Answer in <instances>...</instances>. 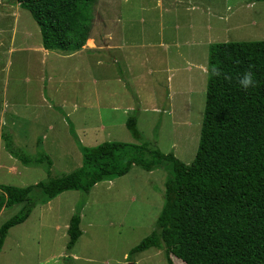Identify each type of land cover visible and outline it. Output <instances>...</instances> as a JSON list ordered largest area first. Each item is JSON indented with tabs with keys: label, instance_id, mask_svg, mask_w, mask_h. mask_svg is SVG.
I'll return each mask as SVG.
<instances>
[{
	"label": "rangeland",
	"instance_id": "obj_1",
	"mask_svg": "<svg viewBox=\"0 0 264 264\" xmlns=\"http://www.w3.org/2000/svg\"><path fill=\"white\" fill-rule=\"evenodd\" d=\"M92 17L81 49L43 50L30 12L16 0H0V184L22 187L49 177L43 165L11 155L4 132L29 156L37 155L41 138L56 177L82 164L69 122L86 146L137 143L125 125L133 114L144 140L190 163L209 45L264 39V0H97ZM167 175L161 166L134 165L88 192L66 190L36 204L8 230L0 264H168L155 247L128 257L155 227ZM22 205L2 208L0 225ZM77 210L82 233L68 249L67 225Z\"/></svg>",
	"mask_w": 264,
	"mask_h": 264
},
{
	"label": "trees",
	"instance_id": "obj_2",
	"mask_svg": "<svg viewBox=\"0 0 264 264\" xmlns=\"http://www.w3.org/2000/svg\"><path fill=\"white\" fill-rule=\"evenodd\" d=\"M16 1L39 25L45 49L77 51L90 37L97 0ZM212 67L231 79L211 74ZM249 68L258 83L243 90L236 81ZM68 125L82 164L56 177L50 176L52 160L41 138L36 141L37 155L29 156L3 133L12 156L24 165H43L49 177L22 187L0 184V211L23 204L0 225V250L10 227L26 220L36 204L66 190L88 192L134 165L147 171L161 166L168 175L155 227L131 247L128 257L155 247L164 251L168 264H174L173 256L184 264H264V39L209 45L200 136L190 163L144 140L135 114L125 125L137 143L105 140L86 146L73 124ZM80 220L77 210L67 227L68 249L82 233Z\"/></svg>",
	"mask_w": 264,
	"mask_h": 264
},
{
	"label": "clouds",
	"instance_id": "obj_3",
	"mask_svg": "<svg viewBox=\"0 0 264 264\" xmlns=\"http://www.w3.org/2000/svg\"><path fill=\"white\" fill-rule=\"evenodd\" d=\"M211 74L220 76L222 73V70L219 67H212L209 69ZM225 79H231V76L228 74H223ZM237 84L239 87L243 90H249L251 88H255L257 86V79L255 78L254 72L251 70V68L243 71L237 78Z\"/></svg>",
	"mask_w": 264,
	"mask_h": 264
},
{
	"label": "crops",
	"instance_id": "obj_4",
	"mask_svg": "<svg viewBox=\"0 0 264 264\" xmlns=\"http://www.w3.org/2000/svg\"><path fill=\"white\" fill-rule=\"evenodd\" d=\"M43 50H46V49H43ZM47 52V51H46ZM190 64H192V63H190ZM198 65V63L197 64H195V66H197ZM171 70H172V68H171ZM167 77H168V79H167ZM173 78V75L171 74V73H168L167 72V76H166V80H168V82H171V79ZM67 227H68V225H67ZM179 260V262L181 263V262H183L182 260H180V259H178ZM172 261L174 262V259H172ZM174 264H176L175 262H174ZM184 264V263H183Z\"/></svg>",
	"mask_w": 264,
	"mask_h": 264
}]
</instances>
